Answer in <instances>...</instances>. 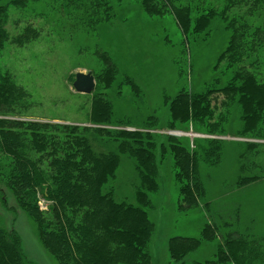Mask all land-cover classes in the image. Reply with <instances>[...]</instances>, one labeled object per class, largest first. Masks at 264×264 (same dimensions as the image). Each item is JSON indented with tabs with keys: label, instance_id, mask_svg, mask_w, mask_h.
<instances>
[{
	"label": "trees",
	"instance_id": "obj_1",
	"mask_svg": "<svg viewBox=\"0 0 264 264\" xmlns=\"http://www.w3.org/2000/svg\"><path fill=\"white\" fill-rule=\"evenodd\" d=\"M134 2L149 17L170 16L185 42L208 39L215 22L226 31L209 81L198 90L180 84L173 96L169 87L161 92L168 127L186 122L199 135L190 144L168 137L177 209L201 206L206 216L199 237L168 239L167 264H264V0H0V207L10 194L58 264H151L156 103L140 115L129 114L126 100L124 109L115 110L113 98L123 84L139 109L143 94L134 75L119 71L98 44L99 31L124 18ZM36 42L45 45L38 54L56 57L63 50L72 60L82 59L75 69L89 66L92 91L75 92L89 97L88 108L77 105L83 122L26 119L38 91L3 55ZM181 52L170 58L176 84L188 75ZM76 72H68L66 83L72 86ZM225 143L237 149L235 169L208 195L200 169L221 163ZM124 162L132 170L133 190L120 197L116 186ZM212 240L217 246L210 259L185 260ZM0 264H28L17 232L1 223Z\"/></svg>",
	"mask_w": 264,
	"mask_h": 264
},
{
	"label": "rangeland",
	"instance_id": "obj_2",
	"mask_svg": "<svg viewBox=\"0 0 264 264\" xmlns=\"http://www.w3.org/2000/svg\"><path fill=\"white\" fill-rule=\"evenodd\" d=\"M123 17L106 24L99 31L98 44L102 49L110 52L119 64V71L134 75L138 88L143 94L144 105L139 109V106L128 100L130 98L128 93L132 92L127 83L123 84L120 87V94H116L113 98L115 110L124 109L123 100H126L127 104L130 103L126 108L129 114L134 115L137 112L140 115L143 109L149 111L156 103L158 121L151 133L154 139L157 180L154 190L149 195L151 207L148 215L153 222L149 251L151 264H167L168 239L176 235L199 237L206 216L201 206L186 212L177 209L178 193L168 137L175 136L190 144L192 137L198 134L191 132L186 122L175 123L174 129L168 127L167 103H162L161 92L169 87L168 93L173 96L180 84L187 83L193 90H198L203 82L209 81L215 75L213 66L224 42L226 31L222 25L214 21L208 39H189L185 42L170 16L149 17L137 2L127 6ZM39 47L42 49L45 45L36 42L32 46L23 47L21 51L13 46L8 51H4L3 55V60L22 75L27 81L26 84L32 85L38 91L35 92L37 106L31 110L32 113L29 112L32 116L29 115L26 119L83 122L84 112L77 109V105L84 102V106L88 108L89 97L76 94L69 81L66 83L65 78L70 70L87 72L89 66H85V62L88 65L92 62L84 61L82 62L85 63L84 66L79 65L80 68L75 69L74 66L80 64L82 59L78 62L72 60L73 56L64 53L63 50L57 53V58L50 54L49 56L38 54L36 50ZM183 49H185L184 64L188 75L176 84L170 58H179L183 55L181 52ZM33 52H36V55H31ZM120 59L124 60L123 63ZM164 91L167 93L166 89ZM147 104L150 107H145ZM230 133H233L232 130ZM223 137L230 140L239 139L232 136ZM236 150L233 144L225 143L221 163L208 169L204 165L201 166V177L208 195L216 193L218 181L223 178L231 179L236 165ZM118 171L116 191L121 197L133 190L129 182L132 170L130 165L124 162ZM5 196L6 207H0V223L17 232L22 253L28 264H58L42 245L31 218L14 205L10 194ZM41 207L44 208V205L42 204ZM216 246L215 240L202 242L195 251L185 257V260L204 262L212 257Z\"/></svg>",
	"mask_w": 264,
	"mask_h": 264
},
{
	"label": "water",
	"instance_id": "obj_3",
	"mask_svg": "<svg viewBox=\"0 0 264 264\" xmlns=\"http://www.w3.org/2000/svg\"><path fill=\"white\" fill-rule=\"evenodd\" d=\"M94 77L90 72L78 71L72 83L73 90L77 93H89L94 87Z\"/></svg>",
	"mask_w": 264,
	"mask_h": 264
}]
</instances>
